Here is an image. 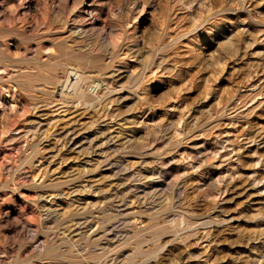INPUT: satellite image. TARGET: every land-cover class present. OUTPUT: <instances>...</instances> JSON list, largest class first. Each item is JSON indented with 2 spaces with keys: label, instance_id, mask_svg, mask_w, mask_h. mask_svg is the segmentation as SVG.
Listing matches in <instances>:
<instances>
[{
  "label": "rangeland",
  "instance_id": "1",
  "mask_svg": "<svg viewBox=\"0 0 264 264\" xmlns=\"http://www.w3.org/2000/svg\"><path fill=\"white\" fill-rule=\"evenodd\" d=\"M0 264H264V0H0Z\"/></svg>",
  "mask_w": 264,
  "mask_h": 264
},
{
  "label": "bare ground",
  "instance_id": "2",
  "mask_svg": "<svg viewBox=\"0 0 264 264\" xmlns=\"http://www.w3.org/2000/svg\"><path fill=\"white\" fill-rule=\"evenodd\" d=\"M73 77V76H72ZM75 79V78H74ZM67 80V79H66ZM68 80H70V79H68ZM67 82H69V81H67ZM80 84V83H79ZM77 88H78V86H77Z\"/></svg>",
  "mask_w": 264,
  "mask_h": 264
}]
</instances>
